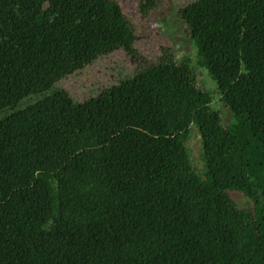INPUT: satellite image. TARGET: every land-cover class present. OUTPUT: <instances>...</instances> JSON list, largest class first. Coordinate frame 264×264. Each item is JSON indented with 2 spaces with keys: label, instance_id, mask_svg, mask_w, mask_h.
<instances>
[{
  "label": "trees",
  "instance_id": "obj_1",
  "mask_svg": "<svg viewBox=\"0 0 264 264\" xmlns=\"http://www.w3.org/2000/svg\"><path fill=\"white\" fill-rule=\"evenodd\" d=\"M221 13L209 51L194 45L224 128L177 71L132 72L81 102L57 86L130 51L112 0H0V264H264V0Z\"/></svg>",
  "mask_w": 264,
  "mask_h": 264
},
{
  "label": "rangeland",
  "instance_id": "obj_2",
  "mask_svg": "<svg viewBox=\"0 0 264 264\" xmlns=\"http://www.w3.org/2000/svg\"><path fill=\"white\" fill-rule=\"evenodd\" d=\"M121 10L133 33L128 52L117 51L93 65L75 73L57 86L75 101H85L115 84L121 76L150 70L154 74L177 71L192 77L196 86L211 95L210 108L219 118L222 128L231 122L230 112L220 102L216 83L208 71L197 67L195 40L209 51L212 30L222 9L233 0H112ZM226 69L223 74L227 75ZM191 166L202 173V147L198 129L192 126L186 143ZM233 204L241 210H252V201L242 193L227 192Z\"/></svg>",
  "mask_w": 264,
  "mask_h": 264
}]
</instances>
